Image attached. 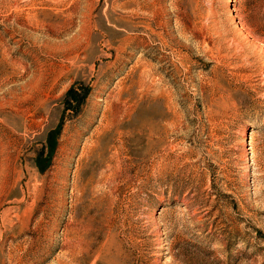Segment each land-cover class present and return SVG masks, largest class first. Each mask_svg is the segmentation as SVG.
I'll return each mask as SVG.
<instances>
[{
    "label": "rangeland",
    "instance_id": "1",
    "mask_svg": "<svg viewBox=\"0 0 264 264\" xmlns=\"http://www.w3.org/2000/svg\"><path fill=\"white\" fill-rule=\"evenodd\" d=\"M0 264H264V0H0Z\"/></svg>",
    "mask_w": 264,
    "mask_h": 264
},
{
    "label": "bare ground",
    "instance_id": "2",
    "mask_svg": "<svg viewBox=\"0 0 264 264\" xmlns=\"http://www.w3.org/2000/svg\"><path fill=\"white\" fill-rule=\"evenodd\" d=\"M228 3H229V2H228ZM226 5H227V4H226ZM228 6H229V5H228ZM229 8H230V7H229ZM241 138H242V137H241ZM239 142H240V141H239ZM243 145H244V144H243ZM243 147H244V146H243ZM243 147H242V148H243ZM244 148H245V147H244ZM246 153H247V152H246Z\"/></svg>",
    "mask_w": 264,
    "mask_h": 264
}]
</instances>
